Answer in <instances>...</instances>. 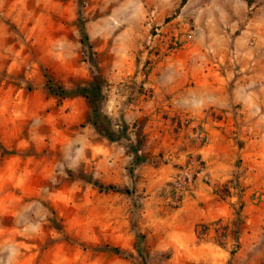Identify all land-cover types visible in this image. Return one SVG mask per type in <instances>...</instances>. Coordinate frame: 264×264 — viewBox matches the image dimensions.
Wrapping results in <instances>:
<instances>
[{
    "label": "rangeland",
    "instance_id": "1",
    "mask_svg": "<svg viewBox=\"0 0 264 264\" xmlns=\"http://www.w3.org/2000/svg\"><path fill=\"white\" fill-rule=\"evenodd\" d=\"M182 2L0 0V264H264V0Z\"/></svg>",
    "mask_w": 264,
    "mask_h": 264
},
{
    "label": "trees",
    "instance_id": "2",
    "mask_svg": "<svg viewBox=\"0 0 264 264\" xmlns=\"http://www.w3.org/2000/svg\"><path fill=\"white\" fill-rule=\"evenodd\" d=\"M185 3L183 0L182 4ZM50 90L54 92L61 98L69 97L76 94H81L85 96L90 104L93 106L94 112L96 113V117L92 119L93 124L101 131L105 136L109 137L110 139H114L115 135L112 131L111 122L108 120L105 113L101 111V107L99 106L100 101L102 100V79L99 76L94 75L92 86L90 87H83V88H75V89H66L62 86L57 88L49 86ZM122 136H117V138H121ZM137 159L141 160V154L139 150H136ZM114 188L111 185H101L100 189H112ZM120 251V249H117Z\"/></svg>",
    "mask_w": 264,
    "mask_h": 264
},
{
    "label": "crops",
    "instance_id": "3",
    "mask_svg": "<svg viewBox=\"0 0 264 264\" xmlns=\"http://www.w3.org/2000/svg\"><path fill=\"white\" fill-rule=\"evenodd\" d=\"M222 102H224V103H225V99H223V100H222ZM224 103H222V104H224Z\"/></svg>",
    "mask_w": 264,
    "mask_h": 264
}]
</instances>
